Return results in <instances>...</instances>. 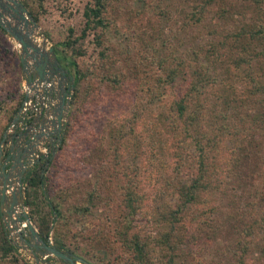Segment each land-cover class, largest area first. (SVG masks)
<instances>
[{"label": "trees", "instance_id": "trees-1", "mask_svg": "<svg viewBox=\"0 0 264 264\" xmlns=\"http://www.w3.org/2000/svg\"><path fill=\"white\" fill-rule=\"evenodd\" d=\"M19 1L74 87L24 180L42 241L89 264H264V0ZM9 70L0 28V145L24 101ZM0 264H32L1 219Z\"/></svg>", "mask_w": 264, "mask_h": 264}, {"label": "water", "instance_id": "water-1", "mask_svg": "<svg viewBox=\"0 0 264 264\" xmlns=\"http://www.w3.org/2000/svg\"><path fill=\"white\" fill-rule=\"evenodd\" d=\"M0 28L17 47L24 83L34 92L32 97L39 99V109L29 118L19 109L12 124L21 122L23 128L11 135L8 128L1 141L2 225L10 243L20 252L28 253L33 264H89L42 241L24 203L25 176L39 153L48 148L46 138L58 133V145L61 142L74 91L73 79L60 66L53 47L48 46L38 24L19 0H0ZM30 97L25 94V98ZM47 97L48 101H54L48 107L43 102Z\"/></svg>", "mask_w": 264, "mask_h": 264}, {"label": "rangeland", "instance_id": "rangeland-1", "mask_svg": "<svg viewBox=\"0 0 264 264\" xmlns=\"http://www.w3.org/2000/svg\"><path fill=\"white\" fill-rule=\"evenodd\" d=\"M132 6H133V5H132ZM134 7H135V5H134ZM136 7H137V6H136ZM50 25H52V24H50ZM38 26H39V25H38ZM52 26H53V25H52ZM39 29H40L41 34L45 37V35L43 34V31H42V29H41L40 26H39ZM45 39H46V37H45ZM9 40L11 41V44L13 45V48L17 51L14 42H13L10 38H9ZM46 42H47L48 46H52L51 43H50V41H48L47 39H46ZM17 52H18V51H17ZM4 82H5L4 84H5V88H6V89L16 88L18 85L20 86V88L23 89V87L25 86L23 74H22V76H19V74H15V73L12 72L11 70H9L8 75H7V78H6V80H5ZM18 125H19V124H18ZM18 125L16 126V128L14 129L13 132H15V131H19V130H20V129H19L20 126H18ZM13 132H11V134H13ZM11 134H10V135H11ZM50 151H51V150L48 149V148L43 149V150L39 153L38 157H39L40 155H44V157H47ZM38 157H37V158H38ZM37 158H36V160H37ZM32 165H33V164H32ZM26 211H27V209H26ZM222 238H223V239H227L228 241L230 240V238L227 237L225 233L222 235ZM219 243H221L220 240H219ZM51 245H52V243H51ZM20 253H21L22 255H24L28 260H30V262L33 264V260H32L31 256H30L28 253H26V252H20ZM255 257H256V255H255Z\"/></svg>", "mask_w": 264, "mask_h": 264}, {"label": "built area", "instance_id": "built-area-1", "mask_svg": "<svg viewBox=\"0 0 264 264\" xmlns=\"http://www.w3.org/2000/svg\"><path fill=\"white\" fill-rule=\"evenodd\" d=\"M16 47V46H15ZM17 48V47H16ZM23 91H24V101L22 103V106H21V114H23V116L27 118H29L31 115L34 114L35 111H37L39 109V99L38 97H32V95L34 94L33 91L29 90L26 85L23 87ZM28 94V96L30 95L31 97L30 98H25V94ZM44 106H50V104H52V102L54 103V101H48V97L44 99ZM20 122L17 123V125L19 124ZM23 124V123H22ZM17 125H13L11 124L9 126V132L11 134V132L14 131V129L16 128ZM50 241V244L52 243L51 239H49Z\"/></svg>", "mask_w": 264, "mask_h": 264}, {"label": "flooded vegetation", "instance_id": "flooded-vegetation-1", "mask_svg": "<svg viewBox=\"0 0 264 264\" xmlns=\"http://www.w3.org/2000/svg\"><path fill=\"white\" fill-rule=\"evenodd\" d=\"M60 135L58 133H52V135H49V137L46 138V145L48 146V149L51 151L53 149H56L58 146V139ZM54 152V151H53Z\"/></svg>", "mask_w": 264, "mask_h": 264}, {"label": "crops", "instance_id": "crops-1", "mask_svg": "<svg viewBox=\"0 0 264 264\" xmlns=\"http://www.w3.org/2000/svg\"><path fill=\"white\" fill-rule=\"evenodd\" d=\"M18 126H20V127H19V129H22V128H23V124H22L21 122L19 123V125H18ZM9 142H10V138H9V141H8V143H9ZM20 150H22V146L20 147Z\"/></svg>", "mask_w": 264, "mask_h": 264}]
</instances>
